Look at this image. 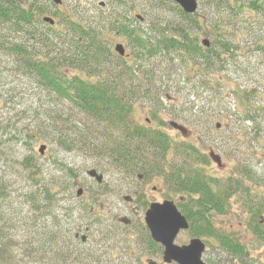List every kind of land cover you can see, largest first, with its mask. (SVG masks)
I'll list each match as a JSON object with an SVG mask.
<instances>
[{
  "label": "trees",
  "instance_id": "trees-1",
  "mask_svg": "<svg viewBox=\"0 0 264 264\" xmlns=\"http://www.w3.org/2000/svg\"><path fill=\"white\" fill-rule=\"evenodd\" d=\"M109 1L113 11L110 17L100 14L99 18L79 22L61 15L59 23L51 26L43 21L47 11L38 0H0V50L13 58L17 70L32 76L40 89L48 92L51 100L62 102L57 118L50 113L43 116L41 121L46 126L40 133L45 139L53 133L57 144L68 152L92 147L96 157L106 158L126 177L143 175L151 180L160 176L169 189L168 193L175 194L171 198L183 196V201L179 199L177 203L188 217L193 235L214 237L236 264H261L252 258L243 241L216 231L213 213L227 214L231 207L230 198L238 195L255 223L253 232L264 241L261 220L264 217V171L239 165L236 172L226 178L205 174L202 166L210 163L207 155L199 154L190 144H177L163 129L148 126L149 119L144 124L139 122L134 118V106L139 101L151 103L150 120L160 114V95L165 90L162 85H156L161 76L157 75L160 66L155 68L150 60L158 54L168 55L171 49L185 56L183 61L187 64L195 65L190 72L196 70L201 76L216 78L214 70L210 69L213 60L224 65L223 56L234 53L232 44L224 37L227 32L224 26H228L226 18L230 21L234 19L232 16L238 19L236 23L249 32L251 39L256 38L254 47L263 49L264 0L209 1V5L214 3L225 13L216 25L217 29H223L224 36L214 42L216 47L218 42L222 44L223 52L216 50L214 45L208 49L201 45L197 34L200 29L207 30L208 24L198 19V13L188 15L182 9L183 29L177 33L172 31V36L157 32L159 35L154 40L152 27L145 30L141 22L134 24L127 18V8H132L126 0ZM255 25H259L260 35ZM6 30L18 36L5 37ZM112 31L127 38L131 55L122 57L113 52L108 35ZM197 59L207 63L199 67ZM163 62L167 63L166 74L170 75L169 62ZM166 74L162 72L165 77ZM250 94H247L249 103L252 101L250 96L248 98ZM68 110H76L98 122L105 135L92 138L81 133L78 136L79 130H73L68 119L64 118ZM261 112L264 114V108ZM203 113L207 111L202 109L200 114ZM241 114L242 118L232 122L233 126L240 128V124L249 119L254 124L257 122L248 110ZM212 115L214 119L216 115ZM176 117L180 118L178 114ZM208 117L211 121V115ZM163 125L165 122L161 120L160 127ZM259 137L261 135L256 139L263 142ZM33 176L35 191H26L24 201H19L20 195L13 196V192L6 189L5 182L0 181V264H93L91 256L79 254L81 245H85L75 239L81 231L76 224L80 216L94 222H99L101 216L107 218L103 203H92L90 198L91 202H85L82 208L61 206L65 213L58 217L60 210L54 206L62 202V199L55 198L59 195L60 182L46 181L39 173ZM25 206L30 209L27 213L23 211ZM19 227L25 228L28 234L23 243L16 239ZM87 229L91 230V226L87 225Z\"/></svg>",
  "mask_w": 264,
  "mask_h": 264
},
{
  "label": "rangeland",
  "instance_id": "rangeland-1",
  "mask_svg": "<svg viewBox=\"0 0 264 264\" xmlns=\"http://www.w3.org/2000/svg\"><path fill=\"white\" fill-rule=\"evenodd\" d=\"M38 1L47 11V15L53 16L58 23L61 15L70 16L81 22L93 17L99 18L100 14L110 17L113 12L110 5L106 8L99 5L102 1L108 4V0H63L59 6L47 0ZM126 1L132 8L131 10L130 7L127 8L129 11L127 18L134 24H139L137 21L141 22L145 30L152 27L155 32L154 40L155 36L159 35L157 32L172 36L180 28L183 29L182 9L173 0ZM209 1L198 0L197 13L200 14L198 19L208 24L207 30L200 29L198 32V40L205 49L214 45L216 50L223 52L222 44L218 42L216 47L214 42L218 37L224 36L223 29H217L216 25L220 23L221 15L225 13L222 7H215L214 3L209 5L211 2ZM232 17L234 19L231 21L225 19L228 26H224L227 31L224 37L232 44L234 53L227 57L223 56L226 61L224 65L213 60L214 65L210 69L214 70L216 78L201 76L196 70L190 72V68L195 65L187 64L183 61L186 59L185 56L171 49L168 55L158 54V57L150 60V64L155 68L160 66L157 75L161 76L157 78L156 85L158 87L162 85L165 90L160 95V114L150 120L151 103L139 101L134 106L135 119L143 124L149 119L148 126L163 129L177 144H190L195 151L207 155L208 158L212 150L218 153L223 162L221 167H218L211 158L210 163L202 166L205 174L214 178L232 176L239 165L254 167L258 172L264 171V114L261 112V108H264V43L263 49L254 47L256 38L251 39L249 32L236 23L238 19ZM262 21L261 25L264 27V19ZM40 24L38 22V25ZM255 27L260 35L259 25ZM6 35H10L11 38L18 36L7 30L4 32L5 37ZM108 35L114 53L116 43H121L131 55V46L123 34L112 31L108 32ZM204 40L209 42L208 47L203 44ZM165 60L170 64L172 70L170 75L166 74L168 65L163 62ZM196 62L199 67L207 63L203 59H197ZM16 67L13 58L6 51L0 50V181L5 182L6 189L13 192V196L20 195L19 201H24L23 195L26 191H35L36 186L32 180L34 173H39L40 178L46 181L58 180L60 190L55 198L62 199L61 203L54 206L60 210L58 213L61 215L58 217L65 213L63 210L65 208L61 206L82 208L85 202L86 204L91 202L90 198L92 203L102 202L107 218L101 216L99 222H94L80 216V221L76 224L81 233L88 235L89 240L85 246L81 245L82 251L79 254L91 256L93 264H146L150 251L137 244L139 240L137 221L140 218L137 215L143 216L146 208L141 209L138 205L127 202L124 196L131 195L136 199V192H139L144 196L142 198H147L148 203L163 202L165 199L176 202L183 196L176 195L171 198L175 194L168 193L169 189L160 176L151 180L141 175L126 177L106 158L96 157L92 147L68 152L57 144L53 133L45 139L40 132L46 124L41 120L49 113L57 118L60 108L63 107L62 102L51 100L48 92L40 89L32 76L25 71L17 70ZM162 72L167 76H163ZM249 93L251 94L248 98L250 96L252 99L250 103L254 105L247 101ZM202 109L207 113L200 114ZM247 110L251 116L254 115L257 122L254 124L249 119L241 123L240 128L238 125L233 126L232 122L235 123L239 117L242 118L241 113ZM38 113L41 116L38 117ZM65 113L64 118L68 119L73 130H79L78 136L82 135L81 133L92 138L105 135L103 127L88 116L76 110H68ZM213 113L216 115L214 119ZM177 114L180 118H175ZM208 115H211L212 122ZM160 118L165 122L161 127ZM174 120L187 127L190 133L184 136L180 130L171 127L170 122ZM216 123H221L222 127L218 128ZM231 126L237 128L233 129ZM46 130L51 131L47 128ZM235 130L239 133L237 136ZM230 132L235 134L231 136ZM259 135L263 142L256 139ZM44 144L48 147L42 155L40 147ZM78 148H81L80 145ZM89 169H96L98 173L104 174L103 182L98 183L95 177L87 175ZM154 186H157L156 190H153ZM79 188L84 189L81 196H77ZM230 202L231 207L227 214L213 213L216 231L224 235H233L237 240L243 241L252 258L264 264V241L253 232L255 223L250 212L244 207L246 206L243 204L244 201L238 195H234ZM27 209L28 206H25L23 211L27 213L30 210ZM113 216H128L132 224L130 226L117 224V219ZM261 220L264 223V217ZM87 225L91 226V234L86 232ZM17 232V242L23 243L28 237L27 231L19 227ZM193 237H200L205 241L207 247L203 256L207 264H236L214 237L195 236L188 229L179 233L176 244H188ZM20 257H23V254ZM157 258L159 264H166L161 255Z\"/></svg>",
  "mask_w": 264,
  "mask_h": 264
},
{
  "label": "water",
  "instance_id": "water-1",
  "mask_svg": "<svg viewBox=\"0 0 264 264\" xmlns=\"http://www.w3.org/2000/svg\"><path fill=\"white\" fill-rule=\"evenodd\" d=\"M55 5H62L63 0H50ZM178 3L181 9L187 14H195L198 12L199 2L198 0H173ZM105 2H101L100 5H104ZM43 21L51 26L55 25L56 21L51 16L43 17ZM205 46H209V42L203 41ZM116 52L125 57L126 47L123 44L117 43L115 46ZM170 126L181 131L182 135L187 136L189 130L184 125H180L176 121L170 122ZM217 127H221L220 123L216 124ZM47 145L44 144L40 147V153L43 155ZM210 158L215 162L218 167L223 164L222 158L218 153L213 150L210 152ZM87 175L95 177L98 183H102L104 180V174L98 173L96 169H89ZM84 193L83 188H79L77 196H81ZM124 199L127 202L133 200L130 195H125ZM145 223L148 226L151 237L155 242H158L164 247L163 258L166 264L176 263V264H207L204 260V252L207 245L201 238H193L190 240L189 244L177 245L176 240L181 231L188 230L190 227L187 217L182 214L178 206L174 201L165 199L163 202L154 201L151 203L150 207L145 213ZM130 220L127 217H123L121 222L128 223ZM82 239L85 240L86 236L82 235ZM147 264H158V261L149 259Z\"/></svg>",
  "mask_w": 264,
  "mask_h": 264
},
{
  "label": "flooded vegetation",
  "instance_id": "flooded-vegetation-1",
  "mask_svg": "<svg viewBox=\"0 0 264 264\" xmlns=\"http://www.w3.org/2000/svg\"><path fill=\"white\" fill-rule=\"evenodd\" d=\"M50 1V0H49ZM109 1V0H108ZM51 2V1H50ZM104 2V1H103ZM110 2V1H109ZM52 3V2H51ZM53 4V3H52ZM101 4V3H100ZM99 4V5H100ZM55 5V4H54ZM110 4L108 3L107 4V2H105V4L104 5H100V7H108ZM56 6V5H55ZM183 126V125H182ZM219 128V127H218ZM221 128V127H220ZM190 133V132H189ZM143 177V176H142ZM157 189V186H154V188H153V190H156ZM136 194H137V198L136 199H134V197H133V200L132 201H130L129 203H134V204H136V205H138V207L139 208H146V211H147V209L150 207V205H151V203H148V201H147V198H142V194H139V192H136ZM144 197V196H143ZM183 197H181L180 198V200L181 201H183V199H182ZM153 203V202H152ZM146 211L144 212V214H143V216H141L140 214H138L137 216H138V218H139V216H140V218H139V221H137V225H138V227H139V231H138V241H137V244H139V245H141L143 248H147L149 251H150V255H148L149 257L148 258H146L147 260H146V264H147V261L149 260V259H153V260H155V261H158L157 259V257L158 256H162V258H163V252H164V247H162V245L161 244H159L158 242H155L154 240H153V237H151V233H150V230H149V228H148V226H146V223H145V213H146ZM113 217H116V219H117V224H122V225H124V226H130L131 224H132V220L131 219H129L130 221L128 222V223H121L120 222V220H121V218L122 217H118V216H113ZM86 232L87 233H89V234H91V230H89V229H87L86 228ZM140 234V235H139ZM80 235V236H79ZM82 235H85L86 236V239L85 240H83L82 239ZM75 239L76 240H79V242H81L82 244H84V245H86L87 243H88V235L86 234V233H81L80 232V234L78 233V234H76L75 235ZM160 248H162V250L160 251ZM76 251H78V250H76ZM80 252V251H79ZM159 263V262H158Z\"/></svg>",
  "mask_w": 264,
  "mask_h": 264
}]
</instances>
